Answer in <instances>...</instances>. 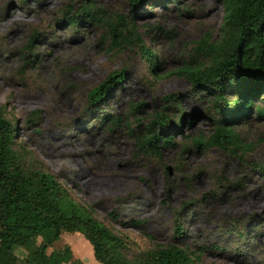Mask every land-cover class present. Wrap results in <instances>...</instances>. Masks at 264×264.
Returning a JSON list of instances; mask_svg holds the SVG:
<instances>
[{
    "label": "rangeland",
    "instance_id": "rangeland-1",
    "mask_svg": "<svg viewBox=\"0 0 264 264\" xmlns=\"http://www.w3.org/2000/svg\"><path fill=\"white\" fill-rule=\"evenodd\" d=\"M87 1L101 19H64L68 5L72 13ZM223 14L222 0H0V110L26 161L91 204L132 250L168 241L179 217L181 240L203 245L202 264H264V116L253 111L234 125L237 147L189 145L188 135L213 130L211 101L174 72L207 61L196 40L216 39ZM119 16L156 52L154 70L138 43L111 46L106 19ZM121 67L123 78L90 103L89 89ZM158 108L191 120L160 156L136 140ZM64 243L93 264L81 231L63 230L47 250Z\"/></svg>",
    "mask_w": 264,
    "mask_h": 264
},
{
    "label": "trees",
    "instance_id": "trees-1",
    "mask_svg": "<svg viewBox=\"0 0 264 264\" xmlns=\"http://www.w3.org/2000/svg\"><path fill=\"white\" fill-rule=\"evenodd\" d=\"M142 1L131 3L135 7ZM222 3L219 36L210 39L206 32L196 40L195 50L207 61L186 62L174 70L211 101L213 130L188 135L189 145L199 149L212 145L237 147L241 140L234 125L253 111L264 116V0ZM68 6L64 19L74 26L82 18L101 19L88 1L76 12L71 13ZM106 23L112 47L138 43L155 69L156 52L144 43L132 19L119 16V20L106 19ZM124 75L125 67L112 70L89 89V102H99ZM229 93L235 97L229 98ZM172 97V93L165 95L166 99ZM190 121L184 114L174 118L158 108L137 135L138 147L160 156L164 145L176 143L174 131ZM15 128L0 110V264H85L73 255L69 243L47 250L63 230L81 231L90 241L95 258L104 264H202L199 257L203 245L193 248L181 240L185 230L179 217L174 220L168 241L132 250L125 235L99 219L91 204L75 199L70 188L53 173L26 161L27 150L15 140ZM110 214L118 217L114 210ZM133 221L139 223L140 219Z\"/></svg>",
    "mask_w": 264,
    "mask_h": 264
},
{
    "label": "crops",
    "instance_id": "crops-1",
    "mask_svg": "<svg viewBox=\"0 0 264 264\" xmlns=\"http://www.w3.org/2000/svg\"><path fill=\"white\" fill-rule=\"evenodd\" d=\"M93 256H94V254H93ZM93 256H88L89 259L87 260V263H91L90 261H93V264H101V263H102V262L100 263V261H99L98 259H96L95 256H94V258H93ZM78 257H79V256H78ZM80 258H81V257H80ZM81 259H82V258H81ZM82 260H83V259H82ZM83 261H84V260H83ZM85 261H86V260H85ZM85 261H84V262H85ZM98 261H99V262H98ZM85 264H86V262H85ZM102 264H104V263H102Z\"/></svg>",
    "mask_w": 264,
    "mask_h": 264
}]
</instances>
